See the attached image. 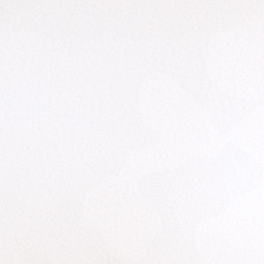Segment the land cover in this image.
Returning <instances> with one entry per match:
<instances>
[{
    "label": "snow or ice",
    "instance_id": "obj_1",
    "mask_svg": "<svg viewBox=\"0 0 264 264\" xmlns=\"http://www.w3.org/2000/svg\"><path fill=\"white\" fill-rule=\"evenodd\" d=\"M0 264H264V0H0Z\"/></svg>",
    "mask_w": 264,
    "mask_h": 264
}]
</instances>
